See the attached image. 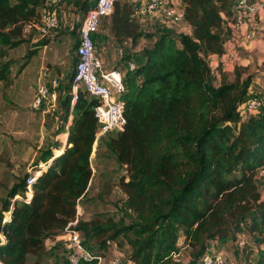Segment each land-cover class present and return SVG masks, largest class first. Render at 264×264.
Returning a JSON list of instances; mask_svg holds the SVG:
<instances>
[{"label": "trees", "instance_id": "1", "mask_svg": "<svg viewBox=\"0 0 264 264\" xmlns=\"http://www.w3.org/2000/svg\"><path fill=\"white\" fill-rule=\"evenodd\" d=\"M179 1L191 31L162 30L139 53L134 70L120 69L126 70L121 97L126 124L111 138V148L127 169L120 179L125 216L78 220L76 230L97 249L93 259L80 264H98L120 238L131 247L133 264H174L183 246L193 264H205L211 242L220 253L245 227L264 236V201L256 182L264 168V97L259 107L250 108L253 78L228 81L221 73L217 85L208 61L224 52L234 0ZM45 2L0 0V44L19 46L28 35L26 27L39 22ZM93 2L73 0L83 11ZM109 31L117 46L135 44L142 33L133 5L116 2ZM7 66L0 71L1 81L9 74ZM73 76L74 71L71 82ZM70 89L71 84L63 103L64 120L70 117L66 146L57 156L42 158L50 163L46 169L28 175L39 172L29 203L23 200L26 180L11 193L12 199H23L5 206L9 220L0 218V264H26L30 256L41 264L47 241L64 233L88 194L97 99L79 89L72 103Z\"/></svg>", "mask_w": 264, "mask_h": 264}, {"label": "rangeland", "instance_id": "2", "mask_svg": "<svg viewBox=\"0 0 264 264\" xmlns=\"http://www.w3.org/2000/svg\"><path fill=\"white\" fill-rule=\"evenodd\" d=\"M118 2L131 5L137 3L131 0ZM165 2L180 9V4L174 0ZM84 12L73 4V0H65L58 8L59 24L49 35L41 37L36 31H31L28 35L22 36L23 42L15 48L0 44V71L6 65L9 67L6 79L0 80V218L4 221L9 220L11 213L4 212L5 206L16 199H22L21 195L12 199L11 193L15 189H20L32 172L46 169L50 163L43 162L42 158L49 153L58 155L67 142L66 125L70 117L67 121L64 120L66 109L63 103L67 98L70 84L72 94L71 76L77 59L75 50L79 41L78 28ZM152 20L156 22L151 27V32L146 34L148 42L144 43L145 47L151 46L154 37L162 30H171L176 34L189 30L184 21L166 27L160 19ZM109 27L110 19L102 23L99 35L106 37L107 31L104 30ZM108 34L110 40L104 38L96 47L97 54L105 62L103 67L106 70H120L125 68L129 61L137 65L140 54L126 61L123 55L128 53V49L126 50L128 45H125L121 55L119 51L121 47L117 46L110 31ZM245 44L248 45L246 49L250 52L246 53L245 47L240 46L238 63L228 71H221L220 75L223 73L228 81H234L237 76L242 80L253 78L248 101L253 98L262 99L264 40ZM220 75L214 78L217 85L220 82ZM54 81L57 82L56 88L53 87ZM42 87L48 88L49 94L39 106H35V100ZM53 93L55 98L52 97ZM116 133L111 132L94 144L93 178L88 194L77 207L79 219L90 220L97 216L119 219L125 216L123 202L126 196L120 187V179L126 175L127 169L118 161L117 154L111 148V138ZM256 182L264 201L263 168L257 173ZM131 215L130 218L126 216L127 223L131 222L133 218ZM1 240H4L3 236ZM81 240L92 253L97 254L92 241L85 242L83 237ZM243 246L251 249L249 254L244 253L246 250H243ZM215 249L216 244L211 242L208 252L202 258L205 264L215 262L217 259L223 264H264V236L250 232L247 227L244 232L235 234V239L230 241L223 251L216 253ZM69 252L70 248L65 240H49L41 264H71ZM102 258V264H112L115 258H119L121 264H133L131 247L124 238L112 242L102 254ZM192 262L190 252L185 246L181 248L179 254L174 255V264H193ZM35 263V258L30 256L26 264Z\"/></svg>", "mask_w": 264, "mask_h": 264}, {"label": "built area", "instance_id": "3", "mask_svg": "<svg viewBox=\"0 0 264 264\" xmlns=\"http://www.w3.org/2000/svg\"><path fill=\"white\" fill-rule=\"evenodd\" d=\"M63 1L65 0H46L41 8L39 22L28 25L26 32L36 31L41 37L49 35L59 24L58 8ZM93 1L84 12L78 28L79 41L75 50L77 59L72 81V103L75 102L78 91L82 88L91 97L97 99V104L94 108L95 117L98 121V129L95 135L96 143L103 136L111 132H120L124 129L126 119L124 116V103L121 97L125 92L124 77L126 70H106L103 67L101 57L97 54L95 44V37L101 29L104 18L112 16L118 0ZM140 14L143 17L158 18L166 27H171L184 21L182 10L171 6L165 0H148L141 8ZM226 20L225 27L230 34L224 43V52L220 56L214 55L219 59L220 65L218 64L214 67L210 62L214 78L219 77L220 66L224 68L231 66L233 68L238 63L240 59L238 48L240 46L242 47L245 43H256L264 40V0H234V16L232 19ZM119 51L121 55L124 52L123 48H120ZM127 66L128 70L136 68V65L130 61L127 62ZM53 87H57L56 81L53 82ZM48 94V88H40L35 100V106H39ZM52 97L55 98V93L52 94ZM259 106L260 99L253 98V100L249 101L250 108L256 109ZM69 123L70 118L66 125L67 132ZM38 174L39 172L35 176H30L26 179L27 192L25 198L22 199L27 203L30 202L33 196L32 186ZM78 220L79 215H76L75 220L69 223L64 233L55 238L66 241V245L70 248L68 258L71 264H80L95 257L85 247L81 240L80 232L75 228ZM219 260L217 259L215 263L223 264ZM102 262L103 258L98 257V264H102ZM112 264H121V261L119 258H115Z\"/></svg>", "mask_w": 264, "mask_h": 264}, {"label": "crops", "instance_id": "4", "mask_svg": "<svg viewBox=\"0 0 264 264\" xmlns=\"http://www.w3.org/2000/svg\"><path fill=\"white\" fill-rule=\"evenodd\" d=\"M131 1L132 2H137V3H135V5H133L134 9H135V19H136V21L139 24V31L144 34V35L142 34L141 37L139 39H137L135 44L132 45V43H130V42L128 44H126V45H128L126 47V50L128 49V52H130L131 54L135 55V54L140 53L142 51V49L145 47L144 43L148 42L146 34H149V32H151V29H152L151 27H153V24L156 21L152 20V19H154L153 17H143L140 14L141 8L146 4V2L148 0H131ZM174 1L180 4L179 0H174ZM108 19H111V17L104 18L103 22L105 20H108ZM104 31H107L106 32L107 36L106 37H102V35L101 36L99 35L100 34V32H99L98 35L96 36V39H95L96 47H98L101 44V41L104 38L107 39V40H110L111 37L108 34L109 28H107ZM190 31H191V29L189 28V30L186 33H189ZM242 46L245 47L244 49L246 50V53L250 52V51H247V49H246L247 46H248L247 44L242 45ZM253 48L254 47L252 46V49ZM209 59H210V61L212 60L211 61L212 66L216 67L218 64L220 65V61H219V59L216 56L213 55V56L209 57ZM102 61H103V63H105L103 59H102ZM230 69H232L231 66H227L226 68H224L223 66L219 67L220 72L221 71L222 72L228 71ZM66 135H68V134H66ZM65 146H66V144H65Z\"/></svg>", "mask_w": 264, "mask_h": 264}]
</instances>
